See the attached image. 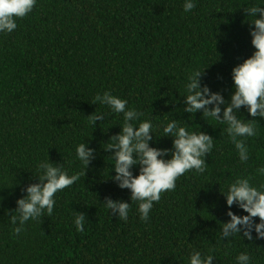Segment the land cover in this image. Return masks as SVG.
Masks as SVG:
<instances>
[{"label": "trees", "instance_id": "16d2710c", "mask_svg": "<svg viewBox=\"0 0 264 264\" xmlns=\"http://www.w3.org/2000/svg\"><path fill=\"white\" fill-rule=\"evenodd\" d=\"M0 264H264V0H0Z\"/></svg>", "mask_w": 264, "mask_h": 264}]
</instances>
